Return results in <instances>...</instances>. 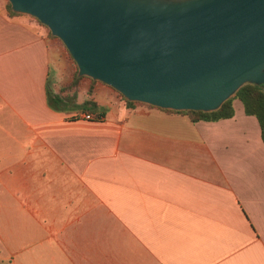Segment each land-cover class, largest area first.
<instances>
[{"label": "crops", "instance_id": "1", "mask_svg": "<svg viewBox=\"0 0 264 264\" xmlns=\"http://www.w3.org/2000/svg\"><path fill=\"white\" fill-rule=\"evenodd\" d=\"M75 69L0 0V264H264V142L242 102L192 121L87 76L68 89Z\"/></svg>", "mask_w": 264, "mask_h": 264}, {"label": "water", "instance_id": "2", "mask_svg": "<svg viewBox=\"0 0 264 264\" xmlns=\"http://www.w3.org/2000/svg\"><path fill=\"white\" fill-rule=\"evenodd\" d=\"M126 100L209 112L264 83V0H7Z\"/></svg>", "mask_w": 264, "mask_h": 264}, {"label": "trees", "instance_id": "3", "mask_svg": "<svg viewBox=\"0 0 264 264\" xmlns=\"http://www.w3.org/2000/svg\"><path fill=\"white\" fill-rule=\"evenodd\" d=\"M8 6H10L8 2ZM61 42V40L58 38ZM62 43V42H61ZM76 66V64H75ZM77 67L73 73L71 82L66 86L68 89H76L79 79L76 77ZM47 96L51 105L56 109H63V105L67 103V99L58 93L52 92L50 89L47 91ZM122 96V95H121ZM238 98L243 105L244 112L248 115H253L257 118L260 126L261 138L264 142V83L261 85L244 84L242 85L233 96L226 99L221 106L213 111L204 112L197 110H182L177 112L185 113L192 121L197 120H218L222 118H229L234 114L233 99ZM134 103L132 101H127ZM146 104V103H143ZM86 105H93L91 100H86L81 108ZM152 106L150 104H146ZM170 110V109H167ZM173 111V110H170Z\"/></svg>", "mask_w": 264, "mask_h": 264}, {"label": "built area", "instance_id": "4", "mask_svg": "<svg viewBox=\"0 0 264 264\" xmlns=\"http://www.w3.org/2000/svg\"><path fill=\"white\" fill-rule=\"evenodd\" d=\"M84 117H85V118H91V116L88 115V114H85Z\"/></svg>", "mask_w": 264, "mask_h": 264}]
</instances>
